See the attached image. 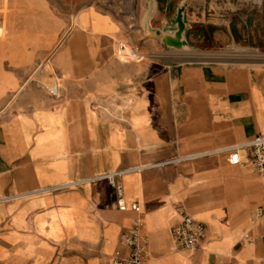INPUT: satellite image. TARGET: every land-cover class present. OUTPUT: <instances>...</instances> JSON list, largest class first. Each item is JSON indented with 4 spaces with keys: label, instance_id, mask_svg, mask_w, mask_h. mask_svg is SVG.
<instances>
[{
    "label": "crops",
    "instance_id": "1",
    "mask_svg": "<svg viewBox=\"0 0 264 264\" xmlns=\"http://www.w3.org/2000/svg\"><path fill=\"white\" fill-rule=\"evenodd\" d=\"M72 1L8 0L0 21V264H112L137 222L147 264H264V175L223 152L264 136V61L177 60V9L211 24L190 0ZM44 62L63 83L46 95ZM178 210L206 227L196 251L175 248Z\"/></svg>",
    "mask_w": 264,
    "mask_h": 264
},
{
    "label": "rangeland",
    "instance_id": "2",
    "mask_svg": "<svg viewBox=\"0 0 264 264\" xmlns=\"http://www.w3.org/2000/svg\"><path fill=\"white\" fill-rule=\"evenodd\" d=\"M9 5L8 0L0 2L1 22L5 21L4 17ZM76 5L77 2L72 0H31L30 2L33 12L50 11L59 16L70 15ZM177 5L178 2L175 7ZM189 10L191 14H196L197 18L205 16L206 21H210L211 24L187 22L186 38L190 48L189 51L179 53L177 60L221 63L264 61V0H207L206 3L204 0H190ZM3 27L0 28L1 38L5 36ZM122 44L125 45L124 42H114V57L129 60L131 57L126 50L120 52L119 46ZM249 52L263 57L251 58L247 55ZM137 55L139 57V54ZM42 65L45 70L43 78L42 75L40 76L39 68H36L33 75L30 84L33 91L38 90L46 95L44 87L53 88L55 83L63 88V83L57 81L49 64L44 62ZM50 74H52L51 79ZM8 113L9 108L0 116H6Z\"/></svg>",
    "mask_w": 264,
    "mask_h": 264
},
{
    "label": "built area",
    "instance_id": "3",
    "mask_svg": "<svg viewBox=\"0 0 264 264\" xmlns=\"http://www.w3.org/2000/svg\"><path fill=\"white\" fill-rule=\"evenodd\" d=\"M120 52H123L124 46H119ZM54 89V93H56ZM244 150L247 152L245 162H242L238 151ZM228 154V162L233 166L243 165L252 171L264 175V136H257L250 142L230 148L223 151ZM120 174H115L109 178L114 179ZM118 195L117 206L120 210H125L124 203L121 199L122 187L114 184ZM132 209L139 211L137 205ZM259 216H263V212H258ZM179 221L173 226L171 236L178 250L196 251L200 248L201 243L205 239L206 227L201 222L194 220L187 215L183 210H178ZM121 242L124 248L128 250L126 257L119 252H115L112 256V264H147L148 258V239L141 233L140 223H136L130 230L125 232L121 237Z\"/></svg>",
    "mask_w": 264,
    "mask_h": 264
},
{
    "label": "water",
    "instance_id": "4",
    "mask_svg": "<svg viewBox=\"0 0 264 264\" xmlns=\"http://www.w3.org/2000/svg\"><path fill=\"white\" fill-rule=\"evenodd\" d=\"M175 33L170 36L167 32H161L160 39L176 51H189L187 42V23L184 21V7L180 6L176 12Z\"/></svg>",
    "mask_w": 264,
    "mask_h": 264
},
{
    "label": "bare ground",
    "instance_id": "5",
    "mask_svg": "<svg viewBox=\"0 0 264 264\" xmlns=\"http://www.w3.org/2000/svg\"><path fill=\"white\" fill-rule=\"evenodd\" d=\"M1 38V36H0ZM126 51L128 52V55L131 57V58H137L136 54L134 52H132L131 50L127 49L126 48ZM121 54V53H120ZM247 55H258L256 53H247ZM26 85V84H25ZM25 87V86H24Z\"/></svg>",
    "mask_w": 264,
    "mask_h": 264
}]
</instances>
